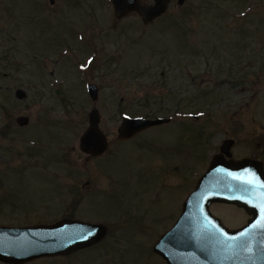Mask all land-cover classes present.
Masks as SVG:
<instances>
[{"label": "rangeland", "instance_id": "1", "mask_svg": "<svg viewBox=\"0 0 264 264\" xmlns=\"http://www.w3.org/2000/svg\"><path fill=\"white\" fill-rule=\"evenodd\" d=\"M0 86V178L92 192L109 227L94 264H167L152 246L211 164L213 142L237 137L241 157L260 143L264 161V0H171L151 24L117 18L110 0H0ZM93 107L109 141L97 156L80 147ZM127 115L171 120L120 140ZM212 210L233 226L247 220L234 206Z\"/></svg>", "mask_w": 264, "mask_h": 264}, {"label": "water", "instance_id": "2", "mask_svg": "<svg viewBox=\"0 0 264 264\" xmlns=\"http://www.w3.org/2000/svg\"><path fill=\"white\" fill-rule=\"evenodd\" d=\"M170 1L155 0L153 6H143L139 0H112L117 17H123L135 9L146 22L162 15ZM51 3H55V0H51ZM88 91L91 98L97 100L98 86L91 83ZM15 95L18 99H24L27 92L18 88ZM100 121V111L93 107L89 113V127L80 138L82 151L93 156L103 154L109 146ZM18 122L23 125L28 119L21 116ZM168 122L170 118L166 117L125 116L118 129V138L130 139L145 129ZM226 152L223 146L221 154L213 158L208 170L199 178L195 189L185 200L182 214L175 225L155 243L154 250L168 264H264L263 162L250 158L227 160ZM213 202L236 204L244 207L249 214L254 213L255 217L243 228L230 230L210 211ZM63 228L60 237L53 242L29 247L18 246L19 236H25L22 232H1L0 257L18 250L17 258L57 255L93 245L101 241L107 232V226L103 223L80 220L69 221ZM55 230L47 231L51 233ZM8 257H12V254Z\"/></svg>", "mask_w": 264, "mask_h": 264}, {"label": "flooded vegetation", "instance_id": "3", "mask_svg": "<svg viewBox=\"0 0 264 264\" xmlns=\"http://www.w3.org/2000/svg\"><path fill=\"white\" fill-rule=\"evenodd\" d=\"M110 2L113 6L111 0ZM49 3L51 5H54L56 3V0L53 4L51 3V0H49ZM139 3L143 6H153L155 0H153L152 3H146L139 0ZM178 3L179 6H182L185 3V0H183V3H180V0H178ZM179 10L180 7L178 8V11ZM114 13L116 16L115 9ZM130 13H136L138 16H140L144 24H151L161 18L160 15L159 17H156L151 21L146 22L144 20V17L138 10L134 9L133 11L128 12L126 15ZM126 15H124L123 17H125ZM211 138V136L208 137V140H210ZM227 141H229V143H226ZM207 142L210 143V141ZM213 143L216 145L215 153L213 154V156L220 153L222 147L224 146L227 150L225 156L228 158V160H242L249 157L261 160L264 165V161L261 159L260 155H258L257 152L259 148H263V145L260 143L256 145L257 150H254L252 156L244 155L242 157L236 156L234 152V148L238 145L237 137L235 136L224 137L219 141ZM216 150H219V152H217ZM5 178H0V180H11L13 183H10L11 187L5 190H0V233L22 232L23 234H25V236L21 234V236H19V238L17 239L18 246L20 245L22 247H29L33 244L38 245L40 243L45 244V242L49 243V241L53 242L54 239L60 237L61 231L64 229L63 227L69 221L80 220L87 221L90 223H98L95 218L97 214L98 199L92 194V192L85 193L83 192L82 187L78 188L77 186L79 182H74L72 184V186L74 185V188L70 189L67 192L69 188L65 185V183L63 184L65 187H63V185L60 186V182L53 181L62 180L61 178ZM0 185L2 184L0 183ZM63 188L65 189V191L63 190ZM216 204L234 206L240 209L245 215H247V220L244 223H241L240 225L234 226L226 223L224 218H222L219 214L215 213L212 210V206ZM210 209L214 215L222 219L224 224L229 229H239L245 226L251 218L255 217L254 213L250 215L244 208L236 204L214 202L210 205ZM83 213H89L94 217L85 216ZM178 218L176 219V221L178 220ZM48 229L57 230L49 233L50 231L48 232ZM26 233H30V235H26ZM108 237L109 227L107 226V232L103 239L94 243L93 245L86 246L84 248L73 249L69 252H64L57 255H28L26 257L21 258L16 257L17 253H19L20 250H18L19 252L13 251L12 253L8 254H12V257H8V255L0 257V264H94L95 259L93 257V253L95 252V250L98 249V246L101 243L103 244L105 242L104 240ZM153 246L152 249L154 251ZM156 254L159 255L158 253Z\"/></svg>", "mask_w": 264, "mask_h": 264}, {"label": "snow or ice", "instance_id": "4", "mask_svg": "<svg viewBox=\"0 0 264 264\" xmlns=\"http://www.w3.org/2000/svg\"><path fill=\"white\" fill-rule=\"evenodd\" d=\"M262 211H264V208H262Z\"/></svg>", "mask_w": 264, "mask_h": 264}]
</instances>
